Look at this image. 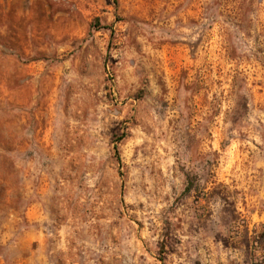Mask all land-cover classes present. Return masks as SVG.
Wrapping results in <instances>:
<instances>
[{
  "label": "rangeland",
  "instance_id": "rangeland-1",
  "mask_svg": "<svg viewBox=\"0 0 264 264\" xmlns=\"http://www.w3.org/2000/svg\"><path fill=\"white\" fill-rule=\"evenodd\" d=\"M0 264H264V0H0Z\"/></svg>",
  "mask_w": 264,
  "mask_h": 264
},
{
  "label": "trees",
  "instance_id": "trees-1",
  "mask_svg": "<svg viewBox=\"0 0 264 264\" xmlns=\"http://www.w3.org/2000/svg\"><path fill=\"white\" fill-rule=\"evenodd\" d=\"M186 190H187V192H189L191 190L190 186H186Z\"/></svg>",
  "mask_w": 264,
  "mask_h": 264
}]
</instances>
